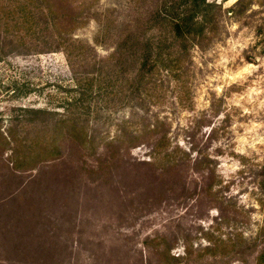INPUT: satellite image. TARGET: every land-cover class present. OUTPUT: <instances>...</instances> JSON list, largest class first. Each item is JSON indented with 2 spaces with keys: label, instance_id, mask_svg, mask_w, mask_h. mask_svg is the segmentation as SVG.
<instances>
[{
  "label": "rangeland",
  "instance_id": "obj_1",
  "mask_svg": "<svg viewBox=\"0 0 264 264\" xmlns=\"http://www.w3.org/2000/svg\"><path fill=\"white\" fill-rule=\"evenodd\" d=\"M238 1L207 0L223 13L194 16L204 49L190 43L182 76L162 72L153 94L134 92L131 62L161 39L156 15L193 0H51L88 49L75 74L11 28L0 264H264V0Z\"/></svg>",
  "mask_w": 264,
  "mask_h": 264
},
{
  "label": "trees",
  "instance_id": "obj_2",
  "mask_svg": "<svg viewBox=\"0 0 264 264\" xmlns=\"http://www.w3.org/2000/svg\"><path fill=\"white\" fill-rule=\"evenodd\" d=\"M7 2V5H1L0 7V58L8 56L10 53L13 54L12 52H6L7 48H5L7 45L12 47L11 45L14 42L9 40L7 43L5 40L18 35V32L12 33L10 31L13 28L20 32L25 31L24 37L33 36L40 38L42 41L35 44L42 45L45 50H38L39 53L62 52L66 57L70 70H73L75 74L73 61L80 60L88 49L80 41L73 38L76 28L62 27L54 20L53 8L50 5L51 0H8ZM9 3L11 4L10 6ZM237 4L240 5V9H243L246 6V0H239ZM216 8L219 13H223L222 7L216 3H210L207 0H193L191 5L179 14L162 16L158 13L156 15V19L159 18L160 22L166 25L160 30L162 37L159 42L144 39L141 43V55L139 57L136 56L131 62L133 67L132 84L135 93L140 94L142 89L146 93L153 94L158 87L156 78L164 71L169 78L173 77L176 80L182 76L181 73L187 69L184 54L188 50L189 44L193 43L192 45L199 50L204 49V32L202 31L204 24L203 22L196 24L194 16ZM196 26L200 32L195 30ZM146 32L148 30H145ZM16 42L18 44L13 47H17V45L26 47L28 45V42L23 39H17ZM177 44L182 46L179 51L168 52V54L164 55L166 51L174 49ZM135 45H133L134 48ZM133 46L128 47L127 42H122L117 50L121 52L123 49H131ZM24 53L29 54V52ZM127 61L121 53H116V76L125 73L126 68L124 65ZM76 79L78 85L81 86L80 80Z\"/></svg>",
  "mask_w": 264,
  "mask_h": 264
}]
</instances>
